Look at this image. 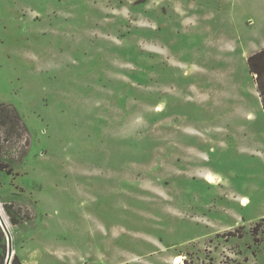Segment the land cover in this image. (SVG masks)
<instances>
[{
	"label": "rangeland",
	"instance_id": "rangeland-1",
	"mask_svg": "<svg viewBox=\"0 0 264 264\" xmlns=\"http://www.w3.org/2000/svg\"><path fill=\"white\" fill-rule=\"evenodd\" d=\"M263 47L264 0H0L13 258L264 264Z\"/></svg>",
	"mask_w": 264,
	"mask_h": 264
},
{
	"label": "trees",
	"instance_id": "trees-1",
	"mask_svg": "<svg viewBox=\"0 0 264 264\" xmlns=\"http://www.w3.org/2000/svg\"><path fill=\"white\" fill-rule=\"evenodd\" d=\"M247 67L250 74L253 77L254 84L256 86V92L258 94V98L260 100V104L262 109L264 110V47L259 51L251 54L247 58ZM13 117V116H12ZM5 172L6 174L11 173V169H8V166L1 160L0 158V173ZM10 205L5 204L4 208L8 216L10 217L12 225H18V220L14 217L13 212L10 210ZM259 224L253 228V232L255 233ZM6 260V243H5V235L0 227V264H5ZM11 264H20L18 258L14 256L11 261Z\"/></svg>",
	"mask_w": 264,
	"mask_h": 264
},
{
	"label": "water",
	"instance_id": "water-1",
	"mask_svg": "<svg viewBox=\"0 0 264 264\" xmlns=\"http://www.w3.org/2000/svg\"><path fill=\"white\" fill-rule=\"evenodd\" d=\"M0 227L6 237V260L5 264H11L13 259V249H12V237L9 233L7 223L5 222L1 212H0Z\"/></svg>",
	"mask_w": 264,
	"mask_h": 264
},
{
	"label": "bare ground",
	"instance_id": "bare-ground-1",
	"mask_svg": "<svg viewBox=\"0 0 264 264\" xmlns=\"http://www.w3.org/2000/svg\"><path fill=\"white\" fill-rule=\"evenodd\" d=\"M159 110V108H158ZM219 180L216 179V176H213V175H208L207 176V182L210 183V184H215L217 183ZM242 204H246L247 203V199H242L241 200ZM1 212V211H0ZM2 214V213H1ZM10 235H11V232L9 231ZM183 263L182 261V257L181 256H177L173 259L172 261V264H181Z\"/></svg>",
	"mask_w": 264,
	"mask_h": 264
}]
</instances>
